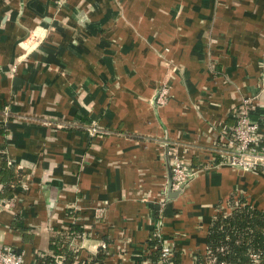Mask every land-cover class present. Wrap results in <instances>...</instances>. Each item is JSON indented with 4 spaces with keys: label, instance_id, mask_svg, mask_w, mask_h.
I'll use <instances>...</instances> for the list:
<instances>
[{
    "label": "crops",
    "instance_id": "crops-1",
    "mask_svg": "<svg viewBox=\"0 0 264 264\" xmlns=\"http://www.w3.org/2000/svg\"><path fill=\"white\" fill-rule=\"evenodd\" d=\"M244 96L264 149V0H0V241L37 264L78 224L82 258L147 264L156 230L199 264L216 208L264 212V175L202 168ZM171 152L194 174L161 203Z\"/></svg>",
    "mask_w": 264,
    "mask_h": 264
},
{
    "label": "trees",
    "instance_id": "trees-1",
    "mask_svg": "<svg viewBox=\"0 0 264 264\" xmlns=\"http://www.w3.org/2000/svg\"><path fill=\"white\" fill-rule=\"evenodd\" d=\"M233 113L234 110H232V116ZM222 132L220 144H223L227 136L226 129ZM2 133L3 130L0 128V134ZM97 133L108 134V131L99 129ZM210 153L212 155L207 163L215 167L220 164L222 157L218 153ZM9 171L14 174L13 184H15L22 173H19L16 165L7 161L5 153L1 150L0 174L4 175ZM232 197L231 195L230 198ZM231 202H233V208L227 214L220 208H216L208 227L205 251L197 257V262L205 264L210 256L215 258V264H251V253H253L259 257V264H264V212L246 203L240 196ZM80 231L81 227L78 224H71L64 232H58L56 237L51 238V254L43 255L37 264H100L103 259L102 252L95 257L82 258L76 247L68 246V239L63 234L75 236ZM150 238L151 246L155 247L159 240L154 235ZM149 254H151L148 255L151 260H155L158 251L153 249ZM58 255L63 256L61 263L56 258Z\"/></svg>",
    "mask_w": 264,
    "mask_h": 264
},
{
    "label": "built area",
    "instance_id": "built-area-1",
    "mask_svg": "<svg viewBox=\"0 0 264 264\" xmlns=\"http://www.w3.org/2000/svg\"><path fill=\"white\" fill-rule=\"evenodd\" d=\"M43 31H30L19 42V47L22 51L20 57L32 51L43 40ZM167 97V87L162 85L157 94V101L164 103ZM253 108V99L249 96L241 97L234 107L233 124L226 129L227 136L223 144H220L221 132L217 137L214 147L211 152L218 153L222 157L220 164L229 167L239 168L247 171H253L264 175V149L259 145L260 138L258 136L259 125L251 118ZM99 128L96 126L88 127L91 133H97ZM219 139V141H218ZM171 155V174L170 188L172 191L179 190L185 186L194 174V170L185 164L174 152ZM213 167L211 163H205L203 169ZM165 199V191L160 194L159 202ZM9 205V201L0 197V209H5ZM158 226V221L155 223V228ZM156 232L159 241L155 247L151 246L147 251L145 259L147 264H176L172 243ZM104 247V245H102ZM158 251V256L155 260L148 259L151 250ZM58 262L63 261V256L56 257ZM260 259L256 254L251 253V264H259ZM0 264H31L26 262L22 255L16 252L11 246L0 241ZM205 264H215V258L208 256Z\"/></svg>",
    "mask_w": 264,
    "mask_h": 264
},
{
    "label": "water",
    "instance_id": "water-1",
    "mask_svg": "<svg viewBox=\"0 0 264 264\" xmlns=\"http://www.w3.org/2000/svg\"><path fill=\"white\" fill-rule=\"evenodd\" d=\"M170 174H171V171L169 169V175ZM170 184H171V180H170V177H169V180H168V183H167V188H166V191H165V198H174V197H176L182 191V189L184 188V186H183L179 190L172 191L171 188H170Z\"/></svg>",
    "mask_w": 264,
    "mask_h": 264
}]
</instances>
